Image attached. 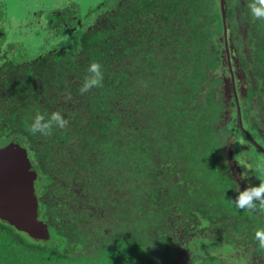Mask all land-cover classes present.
I'll use <instances>...</instances> for the list:
<instances>
[{"label": "trees", "instance_id": "16d2710c", "mask_svg": "<svg viewBox=\"0 0 264 264\" xmlns=\"http://www.w3.org/2000/svg\"><path fill=\"white\" fill-rule=\"evenodd\" d=\"M247 4L224 0L223 21L220 0H102L84 14L66 1L39 12L48 20L24 59L7 55L18 42L0 44V146L15 140L30 158L49 232L33 238L0 218V264H264L254 239L264 208L231 203L244 182L217 129L236 105L218 87L225 27L252 79L241 119L249 140H264V20ZM93 60L102 83L81 92ZM254 97L262 124L247 122ZM53 110L64 129L28 131Z\"/></svg>", "mask_w": 264, "mask_h": 264}, {"label": "rangeland", "instance_id": "374dc122", "mask_svg": "<svg viewBox=\"0 0 264 264\" xmlns=\"http://www.w3.org/2000/svg\"><path fill=\"white\" fill-rule=\"evenodd\" d=\"M66 1L76 2L79 5L80 14H84L86 13V10L89 8V6H96L102 0H0V44H2V47L5 48L6 39L7 41L18 42L15 44L11 52L8 51L7 55H12L13 57H17V59L20 60L24 59L27 56L25 48L29 49L30 46L32 47L33 43L36 40V36L32 35L36 33V29H38V31L42 30L43 26L46 25V22L48 20L47 17H40L42 13L39 12L53 11ZM237 12L239 13L240 9H238ZM95 19L96 15L92 17L91 21L95 22ZM29 22H31L30 25L28 24ZM2 31H5L6 38L5 36H3ZM20 31L23 32L22 35L20 34ZM219 38L224 41L222 49L224 51H230L231 58L229 59V63L227 64L225 60V54L222 50L221 55L223 67L221 66L222 68H218L217 73L218 75H225L226 79H229L230 75L233 76V83L235 87L233 94L234 96L230 95V98L226 99L223 94L225 93L226 96H228L227 94H231L230 92H227V86L224 87L223 85H218V87L223 93L222 98H225L228 101H231L232 98H234L236 105H229V109L225 111L224 118H222L217 123V129L221 138L226 143V157H228V159H231L232 163L235 162V164L237 165V168L234 169V172L235 174L236 172L240 173L238 175L243 178V187H245L248 184L259 183L258 178L254 175L252 170L249 169V165H254L257 162L264 161V154L262 153L264 149V140L260 137L254 138L253 136H251L253 138V141L255 140L257 142V144L255 145L253 143L251 144V141L248 138L249 134L245 125L247 123L243 122L241 119L240 106L243 105L245 90L247 89V87H252V79L246 72L244 75V72L238 67L236 56L232 52L230 45H227L226 34H224L223 32V34L219 35ZM27 41H29L30 43ZM38 42L39 40H37L36 43ZM236 114L241 119L237 120V124L233 122ZM253 115L256 116V120L258 122H260L261 124L263 123V117L261 116V106L257 102L255 97L253 98V101L251 103V118L249 121H247L248 123H250V121L252 120ZM238 123L240 126L238 125ZM238 126L240 127V129L238 128ZM248 143H250V145H247ZM247 146L248 148H246ZM242 173H246V175L242 176ZM221 247L222 246H212L208 248V251L216 250L220 252L222 256H224ZM228 255L229 257H233V260L236 259L235 262L238 263H241L242 260L245 259L240 252H229Z\"/></svg>", "mask_w": 264, "mask_h": 264}, {"label": "water", "instance_id": "95a60500", "mask_svg": "<svg viewBox=\"0 0 264 264\" xmlns=\"http://www.w3.org/2000/svg\"><path fill=\"white\" fill-rule=\"evenodd\" d=\"M220 8L224 21V0H220ZM223 32L226 34L225 27ZM35 177L32 162L18 142L0 146V218L33 238L47 239L46 223L38 218Z\"/></svg>", "mask_w": 264, "mask_h": 264}, {"label": "clouds", "instance_id": "9594fccd", "mask_svg": "<svg viewBox=\"0 0 264 264\" xmlns=\"http://www.w3.org/2000/svg\"><path fill=\"white\" fill-rule=\"evenodd\" d=\"M247 9L250 17L264 20V0H248ZM86 73L80 88L81 92L99 87L103 80L104 70L99 62L93 60L88 64ZM67 124L68 120L59 110L51 112L37 111L31 118L28 131L32 134L48 136L57 128L64 129ZM249 169L258 178L259 183L248 184L242 190L238 184H235L234 191L236 192V196L234 199H231V203L237 209L255 210L258 207L264 208V161L249 165ZM241 175L244 176L246 173H242ZM254 239L258 243V246L264 249V224L255 227ZM148 247H152V242L151 244H146L143 249Z\"/></svg>", "mask_w": 264, "mask_h": 264}, {"label": "flooded vegetation", "instance_id": "af4514ba", "mask_svg": "<svg viewBox=\"0 0 264 264\" xmlns=\"http://www.w3.org/2000/svg\"><path fill=\"white\" fill-rule=\"evenodd\" d=\"M223 53L225 54V60H226V62H227V64L229 63V59L231 58L230 57V51H224L223 50ZM223 86L224 87H226L227 86V92H230L231 94H227L228 96H226V94L224 93V95H225V98L226 99H228V98H230V95H232V96H234L233 94H234V89H235V87H234V83H233V76L232 75H230V77H229V79H226L225 77H224V80H223ZM229 89V90H228ZM253 137L254 138H258V137H260V136H257V134H256V136H254L253 135ZM250 141H251V144L253 143V144H257V142L254 140L253 141V138L252 139H250ZM247 145H250V143H248ZM2 146V145H1ZM244 147H245V145H244ZM246 148H248V146L246 147ZM262 153L264 154V149H263V151H262ZM231 158V157H230ZM230 167H231V171H232V173H233V175L236 177V178H240L241 179V181L243 182V178L240 176V175H238V174H240V173H237L236 172V174H235V172H234V169H236L237 168V165L235 164V162H233L232 163V160L230 159Z\"/></svg>", "mask_w": 264, "mask_h": 264}]
</instances>
